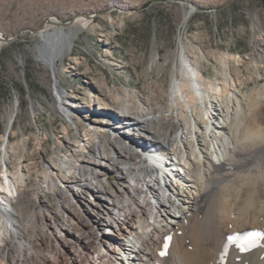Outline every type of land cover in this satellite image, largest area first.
I'll return each instance as SVG.
<instances>
[{
    "label": "bare ground",
    "instance_id": "bare-ground-1",
    "mask_svg": "<svg viewBox=\"0 0 264 264\" xmlns=\"http://www.w3.org/2000/svg\"><path fill=\"white\" fill-rule=\"evenodd\" d=\"M38 33L54 80L53 104L67 121L64 130H72L64 134L72 148L63 151L58 140V163H47L37 141L27 162V139L11 141V121L9 133L0 135V264H264V237L254 238L248 251L227 239L264 232V172L248 182L238 211L233 179L212 173L237 163L229 130L240 127L242 106L238 78L228 74L231 60L239 63L241 56H212L226 78H208L201 68L207 53L180 39L167 88L144 96L105 78L90 79L89 93L79 100L63 88L58 68L72 49V35L53 18ZM154 95L160 100L152 102ZM263 133L246 129L244 139ZM258 153L264 159V147ZM110 172L121 180L109 181ZM32 176L36 185L29 187ZM54 199L50 208L43 204ZM21 200L43 212L20 222L15 206Z\"/></svg>",
    "mask_w": 264,
    "mask_h": 264
},
{
    "label": "rangeland",
    "instance_id": "rangeland-1",
    "mask_svg": "<svg viewBox=\"0 0 264 264\" xmlns=\"http://www.w3.org/2000/svg\"><path fill=\"white\" fill-rule=\"evenodd\" d=\"M110 1L0 0V33L10 39L0 44V135L9 133L11 121L16 131L11 141L27 139V162L33 160L37 141L41 142L37 154L47 163H58L54 145L58 140L63 151L72 148L64 138L72 130H64L67 121L54 107L50 93L54 80L42 56L43 40L38 32L49 18L73 37L72 49L58 60V68L63 88L79 100L83 91L89 93L90 79L105 78L110 86L132 87L144 96L157 87L167 88L170 57L180 39L207 53L201 68L208 78H226L212 56L224 52L239 55L242 59L239 63L231 60L232 74L230 70L228 74L238 78L236 95L242 106L240 127L229 130L235 141L231 158L238 164L212 172L216 177L227 172L233 179L238 190L235 196L233 193L234 210L238 211L251 188L248 182H255L264 172V159L257 158L264 136L244 139L246 129L264 131V0H115L116 6L109 7ZM187 2L204 11L192 9ZM77 15L87 20L75 22ZM46 30L53 33L52 27ZM159 97L154 95L151 101H159ZM212 173L204 175L205 179ZM108 180L121 179L110 172ZM27 185H36L34 176ZM259 198L264 199L262 192ZM53 201L57 199L43 204L50 208ZM18 204L17 217L22 223L44 208L34 210L22 200Z\"/></svg>",
    "mask_w": 264,
    "mask_h": 264
},
{
    "label": "snow or ice",
    "instance_id": "snow-or-ice-1",
    "mask_svg": "<svg viewBox=\"0 0 264 264\" xmlns=\"http://www.w3.org/2000/svg\"><path fill=\"white\" fill-rule=\"evenodd\" d=\"M257 237H264V232H247L243 236H229L227 239L229 242L235 244L240 251H248L251 247L255 246V239ZM167 245H165V248ZM227 247V245H225ZM162 255L164 252L161 253Z\"/></svg>",
    "mask_w": 264,
    "mask_h": 264
},
{
    "label": "water",
    "instance_id": "water-1",
    "mask_svg": "<svg viewBox=\"0 0 264 264\" xmlns=\"http://www.w3.org/2000/svg\"><path fill=\"white\" fill-rule=\"evenodd\" d=\"M231 2V1H230ZM188 3V5L192 8V9H197V10H199V11H204V9H202V8H198L197 6H196V4L195 3H193V2H187ZM0 40L1 41H10V39H5L4 37H2V36H0Z\"/></svg>",
    "mask_w": 264,
    "mask_h": 264
}]
</instances>
